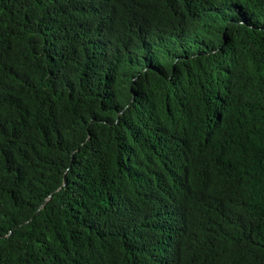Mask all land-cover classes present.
Listing matches in <instances>:
<instances>
[{
	"label": "trees",
	"instance_id": "1",
	"mask_svg": "<svg viewBox=\"0 0 264 264\" xmlns=\"http://www.w3.org/2000/svg\"><path fill=\"white\" fill-rule=\"evenodd\" d=\"M0 264H264V0H0Z\"/></svg>",
	"mask_w": 264,
	"mask_h": 264
}]
</instances>
